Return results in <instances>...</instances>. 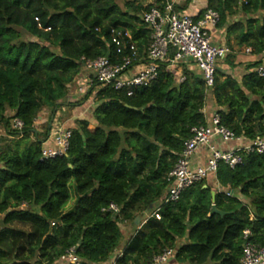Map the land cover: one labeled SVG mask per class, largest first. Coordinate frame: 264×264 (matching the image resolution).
<instances>
[{"label": "trees", "instance_id": "obj_1", "mask_svg": "<svg viewBox=\"0 0 264 264\" xmlns=\"http://www.w3.org/2000/svg\"><path fill=\"white\" fill-rule=\"evenodd\" d=\"M168 1L123 0L121 7L117 0H0V264H56L73 247L84 264L108 262L124 239L121 226L156 208L161 219H148L115 264H153L168 250L167 264H240L247 230L250 242L264 248V154H244L235 169L219 162L215 176L184 190L177 202L162 203L192 129L207 125L209 98L236 137L264 138L261 62L248 64L238 79L230 54L223 63L232 75L217 67L209 96L203 79L185 71L180 82L161 65L157 80L130 97L96 84L68 103L82 60L115 56L112 31L129 32L145 55L151 32L143 16ZM207 9L219 14L217 28L239 48L264 54V0H208ZM93 95V127L76 121L68 127L67 155L42 160L52 118ZM44 111L49 120L39 129ZM71 181L76 197L66 211ZM213 207L225 215H211Z\"/></svg>", "mask_w": 264, "mask_h": 264}, {"label": "built area", "instance_id": "obj_2", "mask_svg": "<svg viewBox=\"0 0 264 264\" xmlns=\"http://www.w3.org/2000/svg\"><path fill=\"white\" fill-rule=\"evenodd\" d=\"M176 8L177 0H169L162 10L153 8L144 14L143 22L151 32V45L143 56L139 54L129 32L112 31L111 44L115 48V56L82 60L84 64L82 73L85 72L87 78L85 81L82 80V73L77 77L75 81L77 95L85 96L97 84V88L110 87L130 97L135 89L148 88L157 80L161 65H165L167 71H173L176 74L181 65L190 61L201 72L206 93L209 96L214 87L218 63L231 54L230 48L213 44L211 31L217 28L220 16L207 9L203 16L195 21L188 15L177 13ZM247 53H251V50L247 49ZM256 73L260 78H264V63L256 69ZM179 80L183 82L185 77L181 76ZM13 126L18 132L23 129V123L19 120H15ZM191 133V139L185 142L184 150L168 177L170 187L162 200L163 204L177 202L184 190L210 176H215L219 162H224L231 169H235L243 165L244 154H264V138H257L253 142H248L244 147H238L232 151L224 152L216 148L214 140H219L224 144L243 140L222 126L217 114L209 121L207 120L206 126L194 128ZM71 137L70 129L56 126L51 134L55 147L53 149L44 147L42 160L66 156L70 148ZM202 148L209 150L210 159L206 165L193 169L191 167L192 157ZM231 195L228 193V196ZM108 210L119 212L115 205H111ZM159 211L160 209L156 208L148 219L155 217L160 220ZM250 237V231H245L246 243L240 264H264V248L253 245L249 240ZM172 255L173 252L168 250L155 258L153 264H167ZM115 261L111 264H115ZM60 262L84 264L77 255L75 247L69 249L60 258Z\"/></svg>", "mask_w": 264, "mask_h": 264}, {"label": "crops", "instance_id": "obj_3", "mask_svg": "<svg viewBox=\"0 0 264 264\" xmlns=\"http://www.w3.org/2000/svg\"><path fill=\"white\" fill-rule=\"evenodd\" d=\"M154 0H145V4H151L153 3ZM208 7V0H190L187 2V0H177V8L176 11L179 14H184L192 17L193 19L201 18V14L203 11H205ZM240 20H244L243 17H236L232 20V22H238ZM212 39H213V44L215 46L219 47H228L229 44L231 43L232 45V55H236L235 59V64H239V66L235 69L234 74L235 77L240 79L244 74H245V68L248 64H251L255 61L261 62V64L264 63V54L261 56H252L251 53H247V49L244 48H239L238 45L235 43L234 38L231 37V39L227 38V30L226 29H213L211 31ZM229 48V47H228ZM225 61V60H224ZM222 61L220 64H218V68L222 69L227 73V75H232V72L229 71L228 66L223 63ZM260 64V65H261ZM190 72L195 74L198 78L201 80L203 79L201 72L193 65L192 62H186L185 64L181 65L177 71H176V76L177 78L183 76L184 72ZM87 74L85 72L82 73V80H86ZM84 97V96H83ZM94 98V95L92 96ZM82 98L81 96L77 95L76 93V86L75 84L71 87L69 95H68V103H76ZM87 106H82V107H75V108H69V107H61V109L57 112L55 117L52 118V123H51V133L48 137V140L45 142L44 147L48 149H53L55 146L52 143L51 139V134L55 130L56 126H64L66 128L74 127L75 122L78 120H85L84 118H81L78 115V111L82 112V110L85 109ZM217 112V108L215 105V102L213 99L209 98L208 101L205 104V108L203 113L205 114L207 120L209 121ZM70 119H64L63 124H57L58 122H61L60 118L70 116ZM81 114V113H80ZM50 112L49 111H44L36 124L37 128H42V126L46 125L48 120H49ZM1 135H4L2 130L0 131ZM214 145L216 148H218L220 151H232L233 149H236L238 147H244L245 145L248 144V141L245 139L241 141H234L230 142L228 144L221 143L219 140H214ZM210 159V152L207 148H202L199 152H197L191 160V167L193 169L202 167L207 164V162ZM214 181V180H213ZM213 186L215 187V182H212ZM149 218L148 214H144L142 216H139L136 218L134 224H124L122 225L121 229L124 233H129L130 235L128 236L125 240L126 242L129 240V238L138 230H140L146 223ZM13 227L19 228L17 225H14ZM125 242V243H126ZM121 250H117L116 253L111 257V259L108 262L101 263V264H111L115 261V257L120 253ZM56 264H63L60 261Z\"/></svg>", "mask_w": 264, "mask_h": 264}, {"label": "rangeland", "instance_id": "obj_4", "mask_svg": "<svg viewBox=\"0 0 264 264\" xmlns=\"http://www.w3.org/2000/svg\"><path fill=\"white\" fill-rule=\"evenodd\" d=\"M123 0H117V3L122 7V5H123V2H122ZM221 62H219L218 64H220ZM83 98V97H82ZM82 98H80V99H82ZM84 106H87V107H85V109L84 110H82V112H79L78 111V115L81 117V118H84L85 120H88L89 122H90V124H91V127L90 128H92L93 127V119H92V112H93V108H94V98L92 97L88 102H87V104H85ZM81 113V114H80ZM70 117H71V113H70V116H67V117H65V118H63V117H61L60 118V120H61V122H58L57 124H63V120L64 119H70ZM1 134V133H0ZM69 187H70V194H71V202L69 203V205H68V207L66 208V211H69V210H71L72 209V207L74 206V202H75V197H76V195H75V185H74V181H71L70 182V185H69ZM19 227V226H18ZM122 227V226H121ZM0 229H1V225H0ZM27 229V228H26ZM126 235H130L129 233H124V239L120 242V247H119V249L118 250H121L122 248H123V246L125 245V242H126V238L128 237V236H126ZM172 264V263H171Z\"/></svg>", "mask_w": 264, "mask_h": 264}, {"label": "water", "instance_id": "obj_5", "mask_svg": "<svg viewBox=\"0 0 264 264\" xmlns=\"http://www.w3.org/2000/svg\"><path fill=\"white\" fill-rule=\"evenodd\" d=\"M128 109H132V108L128 107ZM230 193L232 194L233 192L231 191ZM212 197H213V200H214V198H215V193H212ZM212 214H219V215H221V216H224V215H225L224 213H221V212L217 211L215 207H213V210H212L211 215H212Z\"/></svg>", "mask_w": 264, "mask_h": 264}]
</instances>
